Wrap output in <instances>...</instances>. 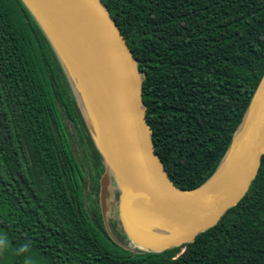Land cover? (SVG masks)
<instances>
[{
	"label": "trees",
	"instance_id": "trees-1",
	"mask_svg": "<svg viewBox=\"0 0 264 264\" xmlns=\"http://www.w3.org/2000/svg\"><path fill=\"white\" fill-rule=\"evenodd\" d=\"M101 2L143 74L145 118L169 179L201 186L264 73V0ZM104 171L50 43L20 0H0V264H264V156L215 227L160 253L105 227Z\"/></svg>",
	"mask_w": 264,
	"mask_h": 264
},
{
	"label": "water",
	"instance_id": "water-1",
	"mask_svg": "<svg viewBox=\"0 0 264 264\" xmlns=\"http://www.w3.org/2000/svg\"><path fill=\"white\" fill-rule=\"evenodd\" d=\"M20 1L50 43L103 159L99 200L105 225V199L117 192L124 237L143 251L181 247L215 227L246 195L264 156V73L217 169L201 186L182 190L171 182L155 152L142 101L143 74L101 0ZM61 52L78 63L101 130L115 145L114 155L97 145Z\"/></svg>",
	"mask_w": 264,
	"mask_h": 264
},
{
	"label": "bare ground",
	"instance_id": "bare-ground-1",
	"mask_svg": "<svg viewBox=\"0 0 264 264\" xmlns=\"http://www.w3.org/2000/svg\"><path fill=\"white\" fill-rule=\"evenodd\" d=\"M60 54L62 56V60L66 67L73 89L76 93L80 107L89 124V127L92 131V134L96 140L97 145L107 154L109 153L110 155H114L116 150L115 145L113 143V140H111L110 137L108 136V134H106V132H103L101 130V127L98 123L99 119L97 117V114L95 113V108L93 107L89 99V96L84 88L83 81L79 73L78 63L73 61L74 60L73 56H72L73 59L72 60L70 57H68L69 55L68 56L63 55L62 52ZM210 185L211 183L208 186Z\"/></svg>",
	"mask_w": 264,
	"mask_h": 264
},
{
	"label": "rangeland",
	"instance_id": "rangeland-1",
	"mask_svg": "<svg viewBox=\"0 0 264 264\" xmlns=\"http://www.w3.org/2000/svg\"><path fill=\"white\" fill-rule=\"evenodd\" d=\"M112 185L114 186V184L112 183ZM108 198H111V204L110 206L108 205ZM116 202H115V195H113L112 197L109 195L106 199H105V204H104V211H105V215L107 218V226L110 228L111 234L114 235V237L119 238V239H124V234L121 230V227L119 225V222L117 220V207H116ZM106 227V225H105ZM107 229V228H106Z\"/></svg>",
	"mask_w": 264,
	"mask_h": 264
},
{
	"label": "clouds",
	"instance_id": "clouds-1",
	"mask_svg": "<svg viewBox=\"0 0 264 264\" xmlns=\"http://www.w3.org/2000/svg\"><path fill=\"white\" fill-rule=\"evenodd\" d=\"M7 245H8L7 236L6 235L0 236V249L7 247ZM30 251H31V242L29 241L18 247L17 255H21ZM24 264H34V261L31 259V257H27L25 259Z\"/></svg>",
	"mask_w": 264,
	"mask_h": 264
}]
</instances>
